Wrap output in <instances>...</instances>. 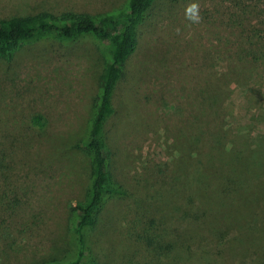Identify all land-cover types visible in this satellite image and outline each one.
<instances>
[{"label":"rangeland","instance_id":"rangeland-1","mask_svg":"<svg viewBox=\"0 0 264 264\" xmlns=\"http://www.w3.org/2000/svg\"><path fill=\"white\" fill-rule=\"evenodd\" d=\"M125 1L0 0V19L41 11L103 13ZM192 2L199 4V23L185 18ZM138 32L104 127L111 172L123 193L107 202L88 233L90 260L169 264L170 256L158 257L147 245L145 231L151 228L148 235L157 234L152 239L163 245L175 240L173 231L194 229L188 226L193 218L179 222L183 213L176 210L181 184L173 177L183 166L178 156L186 153L177 152L173 138L210 73L230 93L207 118L210 130L224 136L222 147L209 153L197 184L186 188L197 210L188 214L206 212L212 224L191 231L194 245L210 241L213 228L224 230L231 251L226 264H263L264 0H153ZM100 49L90 37L38 41L0 63V191L12 199L0 208V264H44L55 247L68 243L67 205L81 200L90 173L74 145L97 90ZM212 241L211 251L224 247ZM184 245L194 249L188 239Z\"/></svg>","mask_w":264,"mask_h":264},{"label":"trees","instance_id":"trees-1","mask_svg":"<svg viewBox=\"0 0 264 264\" xmlns=\"http://www.w3.org/2000/svg\"><path fill=\"white\" fill-rule=\"evenodd\" d=\"M152 2L153 0H126L119 9L95 14L73 11L54 14L41 11L29 16L0 19V63L2 64L12 62L23 45L38 41L70 43L90 37L101 47L99 55L102 60V68L97 79V90L91 101L85 133L74 145V148L82 152L88 159L90 170L88 183L81 200L67 205L68 243L63 247H55L50 260L44 264H96L90 260L87 251L88 233L97 225L107 202L123 193L111 172V151L105 141L104 127L110 116L114 114L115 90L125 73L127 61L137 50L138 28L143 23ZM258 43L251 44V49L255 50L254 46ZM202 84L204 86L199 91L201 93L200 100L190 106L188 116L179 125L173 138L177 152L186 153L184 156H178L180 158L178 161L182 162L183 166L180 167V170L175 171L176 174L173 177L179 185L181 184V191L178 190L175 197L178 201L175 200V202L179 204L176 206V210L182 211L183 215L177 216L176 219L179 217L180 222L187 221V218L192 217L196 223L188 226L194 229L187 232L181 229V233L178 235L173 231L172 238L175 240L163 245H161V241L152 239L157 234L148 235L151 228L145 231L147 235L143 237L153 251L158 249V257L170 256L169 264H189V262L226 264L225 252L231 253L228 251V247H225L226 244H229L226 242L227 236L224 239V230H220L223 231L221 233L213 228L209 237L210 241L199 240L194 245L196 232L199 233L203 228H207L206 225L212 224L206 222V218H204L206 212H199V215L188 214V211L196 213L197 210L194 205V194L186 192V188L197 184L198 168H201L210 158V152L217 151L220 146L222 147L221 142L224 139L221 132L219 135L217 131L210 130L207 124L208 114L212 110H216V107L224 102L230 93L229 88L210 73L206 75ZM42 122L41 117L33 118V123L38 127L42 125ZM185 158L189 161L187 162ZM178 161L174 160L172 164L177 165ZM190 165L194 166L190 168ZM185 166L189 168V172L185 170ZM10 201H12L11 198ZM10 201L9 196L7 197L4 192L0 191V208L5 204L6 207H10V204L12 205ZM198 220L201 222H197ZM162 221L163 219L160 222ZM222 236L223 240L216 239ZM187 239L192 243L194 249L189 248V245H184ZM212 239H215L217 245L224 247L211 251L212 247L210 246L215 244Z\"/></svg>","mask_w":264,"mask_h":264},{"label":"clouds","instance_id":"clouds-1","mask_svg":"<svg viewBox=\"0 0 264 264\" xmlns=\"http://www.w3.org/2000/svg\"><path fill=\"white\" fill-rule=\"evenodd\" d=\"M199 4L192 2L185 7V18L193 23H199L201 17L199 15Z\"/></svg>","mask_w":264,"mask_h":264}]
</instances>
